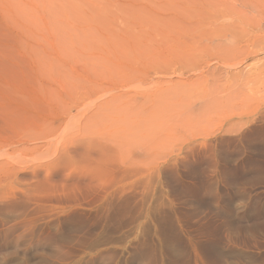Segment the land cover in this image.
<instances>
[{
  "label": "rangeland",
  "instance_id": "obj_1",
  "mask_svg": "<svg viewBox=\"0 0 264 264\" xmlns=\"http://www.w3.org/2000/svg\"><path fill=\"white\" fill-rule=\"evenodd\" d=\"M256 2L0 0V264H264Z\"/></svg>",
  "mask_w": 264,
  "mask_h": 264
},
{
  "label": "bare ground",
  "instance_id": "obj_2",
  "mask_svg": "<svg viewBox=\"0 0 264 264\" xmlns=\"http://www.w3.org/2000/svg\"><path fill=\"white\" fill-rule=\"evenodd\" d=\"M255 2H256V0H254ZM261 2V1H260ZM214 3V2H213ZM251 3V2H250ZM257 4H258V2H256ZM263 3V2H262ZM261 4V3H260ZM264 4V3H263ZM214 5H216V4H214ZM254 5V4H253ZM260 6V5H259ZM202 7V6H201ZM209 7H210V5H209ZM227 7V6H226ZM258 7V6H257ZM256 7V8H257ZM203 8V7H202ZM254 9H255V7H254ZM258 9H260V8H258ZM264 9V8H263ZM262 9V10H263ZM205 10H207L208 11V9H205ZM217 10V9H216ZM259 11H261V10H259ZM198 12H200V11H198ZM202 12V11H201ZM258 12V11H257ZM259 15V14H258ZM260 16V15H259ZM262 17V16H261ZM246 20V17H245V19H244V21ZM251 21V20H250ZM255 24V23H254ZM255 26V25H254ZM233 27V26H232ZM257 27V26H256ZM235 28V27H234ZM236 29V28H235ZM262 29V28H261ZM229 30V29H228ZM239 30V29H238ZM259 31V30H258ZM262 31V30H261ZM198 32V31H197ZM200 32V31H199ZM236 32H238L237 30H236ZM239 34L240 33H242V32H238ZM252 33V32H251ZM236 34V33H235ZM239 34H238V36H239ZM201 36V35H200ZM199 37V36H198ZM240 37V36H239ZM242 39V38H241ZM260 43V42H259ZM262 43V42H261ZM220 46V45H219ZM231 48V47H230ZM227 49V48H226ZM232 50V49H231ZM235 51V50H234ZM229 52V51H228ZM227 52V53H228ZM169 55V54H168ZM230 55H231V52H230Z\"/></svg>",
  "mask_w": 264,
  "mask_h": 264
}]
</instances>
